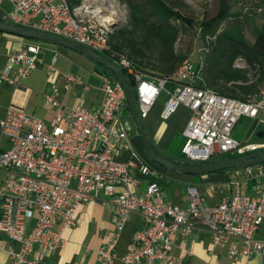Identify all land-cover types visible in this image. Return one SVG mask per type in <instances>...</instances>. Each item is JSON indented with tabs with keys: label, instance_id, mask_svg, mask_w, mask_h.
Instances as JSON below:
<instances>
[{
	"label": "built area",
	"instance_id": "built-area-1",
	"mask_svg": "<svg viewBox=\"0 0 264 264\" xmlns=\"http://www.w3.org/2000/svg\"><path fill=\"white\" fill-rule=\"evenodd\" d=\"M11 3L10 23L46 31L113 59L134 81L141 118L161 93L166 95L161 119L180 106L187 107L192 115L182 132L180 149L186 160L202 163L222 154L264 151V138L240 141L233 137L242 118L264 121L259 117L264 113V86L248 101L218 94L199 86L200 67L187 57L172 75L180 83L169 88L167 77L145 78L126 53L113 47V30L102 21L104 17L99 20L89 11L72 8L67 0ZM45 43L28 41L11 51L0 70V82L22 86L30 72L44 64ZM57 56L51 52L46 62L51 84L44 97L53 110L51 121L46 123L13 104L5 107L0 118V134L8 141V147L0 149V233L16 244L9 249L10 264H37L62 248L64 231L75 226L78 207L89 201L111 208L114 230L109 243L98 249L99 264H112L119 234L134 212L144 225L133 232L121 264H173L172 236L186 238L198 226L214 246L236 240L238 246L229 249L231 256L246 261L258 257V264H264V183L247 171L245 178L225 183L218 201L211 204L189 186L184 207L173 204L155 181L138 191L139 176L156 177L158 172L128 142L131 121L118 116L127 106L123 86L103 73L101 107L91 109L80 103L65 107L60 96L70 83L79 92L88 85L81 75L61 73L55 66ZM120 149L129 152L126 159L118 158ZM255 178L253 194H249L247 182Z\"/></svg>",
	"mask_w": 264,
	"mask_h": 264
},
{
	"label": "crops",
	"instance_id": "crops-1",
	"mask_svg": "<svg viewBox=\"0 0 264 264\" xmlns=\"http://www.w3.org/2000/svg\"><path fill=\"white\" fill-rule=\"evenodd\" d=\"M11 9V0H0V20L9 22L8 13ZM28 41L34 40L0 32V70L5 66L7 55L11 51L18 50ZM46 44L47 43H45L44 46L48 49L50 46ZM44 57V64L33 69L29 76L23 80L22 86L14 87L0 82V118L4 113L5 107L9 104H13L20 107L25 112L43 119L46 123L51 121L53 110L46 103L44 97L51 84L46 73V62L49 58V54H47L46 51H44ZM58 57L59 56H57L55 65L56 68L61 73H73V71L66 68L64 63L59 64ZM87 70L92 74L89 79L84 78L81 73L77 74L81 75L84 82L88 85V89L85 92H79L75 83H70L68 89L61 92L60 98L65 107H72L80 103L88 108L96 109L101 107L104 103V95L99 89L101 74H103L102 68L98 67L95 63L90 64ZM73 74L76 75V73ZM92 77H94V81L91 80ZM57 83L62 85L63 80L59 79ZM153 106L147 116L142 118V121L144 120L143 125L153 147L159 153H166L164 157L172 158L175 155V151L169 149L171 139L175 135L174 133L179 132L183 141L182 132L192 112L187 107L182 106L189 112V115L184 121L181 129L176 131L160 118L162 108L157 115L152 113ZM128 115L129 113L126 108H123L118 114L119 118H128L131 121ZM259 117L264 120V113H260ZM260 123H264V121L258 122L255 120V129H259L253 141L264 138V127H260ZM61 124L64 125V121H62ZM132 130L133 123L131 122V130L128 136V142L131 148L142 160L158 172L156 177L149 175L139 176L141 181L138 191L145 189L148 183L155 181L161 186L166 197L173 204L184 207L187 204V187L194 186L198 189L202 197L204 194L207 195L205 197H208V199L207 201L205 200L206 198L204 199L205 203L211 204L218 201L224 187L223 185L234 178V173L228 172L190 175L170 171L159 165L154 166V163L148 159L144 152L140 137H138L139 135ZM7 147L8 141L0 134V149H6ZM128 155L129 152L124 149L118 151V158L120 159H126ZM75 219V226L66 229L63 233L65 238L63 247L47 254V256L37 264H99L98 249L101 245L109 243L114 230L110 220V206H103L99 201H89L78 207ZM143 225L144 221L139 213L134 212L128 216L125 226L119 234L118 242L115 247L116 258L113 260L112 264H121L120 257L130 242L133 232ZM172 238L173 264H258V257H252L250 260L246 261V259L241 256H231L229 254L231 245L238 246L236 240L214 246L209 234L200 226L193 229L191 234L186 238H181L178 234H174ZM12 247H16V244L0 233V264H10L9 249ZM187 249H189V253Z\"/></svg>",
	"mask_w": 264,
	"mask_h": 264
},
{
	"label": "trees",
	"instance_id": "trees-1",
	"mask_svg": "<svg viewBox=\"0 0 264 264\" xmlns=\"http://www.w3.org/2000/svg\"><path fill=\"white\" fill-rule=\"evenodd\" d=\"M72 8L81 4V0H67ZM228 0H219L218 13L202 22V48L205 50L200 67L199 86L211 88L218 94L235 97L248 101L250 97L257 95L264 86V31L256 29V37L248 42L241 28L240 15L230 12ZM129 22L133 25L131 30L116 29L111 34L112 45L120 50L123 42H126L132 52L130 59L135 69L147 79L167 77L168 87L179 84L172 75L178 65L187 57L175 52L174 46L179 36V29L172 24V20H179L183 24L192 25V19L182 15L177 9L168 5L165 0H128ZM232 17L226 26L222 22ZM141 31L136 36L134 32ZM116 38V40H114ZM154 45L158 48L151 65L144 64V51ZM237 58H242L247 68L234 66ZM102 72L115 76L104 66L97 63ZM126 72V71H125ZM127 73V72H126ZM134 99L137 104L135 85L130 75ZM128 112V108L126 106ZM181 145L175 150L174 157L168 159L183 164H193L186 160L181 152ZM237 156V154H222L208 161ZM264 166V162L240 168H230L215 173H239L251 167ZM251 179L247 186L251 187L256 182Z\"/></svg>",
	"mask_w": 264,
	"mask_h": 264
},
{
	"label": "rangeland",
	"instance_id": "rangeland-1",
	"mask_svg": "<svg viewBox=\"0 0 264 264\" xmlns=\"http://www.w3.org/2000/svg\"><path fill=\"white\" fill-rule=\"evenodd\" d=\"M168 5L177 9L182 15L192 19V25H186L179 20H172V24L179 29V36L175 43L174 49L177 54H181L184 57H188L194 64L201 63L204 58L205 50L202 48V22L214 17L219 11V0H165ZM230 6V12L237 13L240 15L241 28L245 39L251 42L256 37V29L264 31V0H228ZM81 11H89L92 17L100 20L104 15H109L111 21H108V27L115 31L116 29H126L125 31L131 30L133 25L129 22V7L128 0H81V4L77 6ZM96 13H95V12ZM102 15V16H101ZM229 21H233L232 17L227 18L222 22V27L226 26ZM136 36L141 35V31L137 30L134 32ZM116 40V38H114ZM50 46L46 49V53L50 55L51 52H56L59 58V64L64 63L68 70L73 73H81L84 78L89 79L91 72L87 70L90 64H95L92 59L84 56L83 54L60 44H46ZM120 50L126 53L130 58L132 52L126 42H123ZM158 48L151 45L144 51V64L151 65L156 56ZM102 55L109 57L106 53ZM113 60V59H111ZM97 65V63H96ZM100 67L99 65H97ZM235 67L247 68L246 63L242 58H237L234 62ZM94 81V77L92 79ZM166 99L165 93H161L158 97L155 105L153 106L152 113H157L162 108L164 100ZM189 112L180 106L173 112L168 119L163 120L168 126L179 131L187 119ZM130 117V115H129ZM131 118V117H130ZM132 122V120H131ZM144 122V120H143ZM133 123V122H132ZM260 127H264V123H260ZM255 120L242 118L235 126L233 130V137L240 141H253L255 134L258 129L255 130ZM137 133L134 124L133 130ZM253 131V132H252ZM175 135L171 139L169 149L176 150L180 145L182 146V139L179 132L174 133ZM138 135V133H137ZM139 137V136H138ZM181 149V148H180ZM165 156L166 153H160ZM151 163V162H150ZM153 164V163H151ZM157 166V164H153ZM247 171L252 172V176H256L260 182L264 183V166L251 167L243 170L239 173H234L233 179L245 178ZM249 194H253L252 187L248 189ZM207 195H203L205 199ZM209 196V195H208ZM208 197L205 199L207 201Z\"/></svg>",
	"mask_w": 264,
	"mask_h": 264
},
{
	"label": "water",
	"instance_id": "water-1",
	"mask_svg": "<svg viewBox=\"0 0 264 264\" xmlns=\"http://www.w3.org/2000/svg\"><path fill=\"white\" fill-rule=\"evenodd\" d=\"M0 32L26 39L43 41L50 44H60L69 47L109 70L124 88L128 112L140 137L146 156L151 162L165 169L182 174L201 175L215 173L230 168L248 167L264 162V151L252 152L244 155H237L202 163L183 164L174 162L161 155L153 147L149 135L143 125L142 118L139 115L138 107L134 99L131 81L124 69L116 62L91 50L90 48L80 46L79 44L74 43L66 38L33 27L15 25L8 21L0 20Z\"/></svg>",
	"mask_w": 264,
	"mask_h": 264
},
{
	"label": "bare ground",
	"instance_id": "bare-ground-1",
	"mask_svg": "<svg viewBox=\"0 0 264 264\" xmlns=\"http://www.w3.org/2000/svg\"><path fill=\"white\" fill-rule=\"evenodd\" d=\"M95 12V11H94ZM96 13V12H95ZM102 16V15H101ZM104 22H108V21H111V17L107 14V15H104V19L102 20Z\"/></svg>",
	"mask_w": 264,
	"mask_h": 264
}]
</instances>
